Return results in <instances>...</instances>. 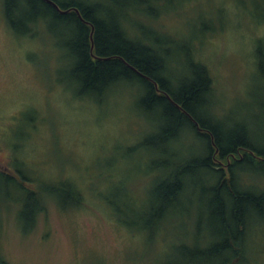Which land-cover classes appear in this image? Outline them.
<instances>
[{
  "label": "rangeland",
  "instance_id": "374dc122",
  "mask_svg": "<svg viewBox=\"0 0 264 264\" xmlns=\"http://www.w3.org/2000/svg\"><path fill=\"white\" fill-rule=\"evenodd\" d=\"M87 1L109 9L102 17L116 16L114 2ZM161 1L149 11H124L127 34L146 45L158 39L170 52L154 48L165 55L168 77L184 81L193 61L207 67L209 118L227 129L245 123L264 130V80L256 71L264 0ZM26 21L18 18L20 30L10 29L0 0V171L16 181L17 170L24 172L31 182L23 186L33 191L75 184L79 192L70 191L81 202L74 207L71 193L58 200L60 208L45 198V211L22 232L18 207L0 197V256L9 264H206L199 246L218 239L220 227L204 172L185 175L189 186L167 219L150 224L154 187L169 173L163 164L175 163L171 150L189 160L205 154V143L185 130L169 154L157 141L148 143L162 113L140 107L143 88L120 83L101 96L80 94L65 46L75 36L72 27L51 17ZM260 46L264 50V42ZM240 175L245 189L264 190L259 172ZM0 192L16 197L13 187ZM254 223L247 258L264 264V210L249 227Z\"/></svg>",
  "mask_w": 264,
  "mask_h": 264
},
{
  "label": "trees",
  "instance_id": "16d2710c",
  "mask_svg": "<svg viewBox=\"0 0 264 264\" xmlns=\"http://www.w3.org/2000/svg\"><path fill=\"white\" fill-rule=\"evenodd\" d=\"M52 1L61 10L70 11L61 15L42 0H3V13L8 27L16 32L20 30L18 18L28 19L26 22L33 24L50 17L71 26L75 36L70 37L65 46L75 62L72 72L80 85V94L101 96L108 87L120 83L134 84L144 91L140 94V107L148 111L158 109L162 113L161 124L154 123L160 128L146 141H157L158 146L168 154L172 151L170 156L174 157L170 160L175 163L163 164L169 173L158 180L154 187L156 204L150 224L167 219L189 186L185 175L192 170H201L208 180L206 189L212 198L211 205L215 207L213 215L220 232L218 239L199 246L198 256L206 264H254L247 256H252V230L257 226L254 223L249 227V224L251 217L254 218L264 210V190L257 186L256 192L245 189L240 174L254 169L261 174L258 180L264 179L263 128L253 126V129L245 123H236L227 129L220 122L209 118L205 106L212 80L207 67L200 61H193L194 64L190 65L191 74L184 81L168 77L170 70L165 72V58L160 56L164 54L159 55L156 51H166L162 45H156L158 39L154 42L149 39L152 43L146 45L142 39H133L127 34L124 29V11L135 10V14L141 10L149 11L147 8L155 7L154 2H158L157 6L161 5V0H110L117 10L116 16L109 15L108 18L106 15L101 16L102 13L110 12L109 9L106 11L103 3H89L91 1L87 0ZM73 8L94 27L93 55L107 60H96L91 56L90 27L79 20ZM261 42L264 40L257 42L256 71L264 80V50L260 46ZM164 53L170 54L167 51ZM155 84L161 92H157ZM182 130L192 133L205 143L206 152L203 156L181 160L176 149L175 153L173 149L170 151L173 144L181 140L184 134ZM17 173L21 176L18 181L0 171V191L1 187H13L16 193V197L12 198L14 201L8 199L7 192L5 195L0 192V197L10 206L18 207L16 221L22 232L30 231L37 214L45 211V198L57 200L56 204L62 208V202L58 200L62 201L64 195L71 193L76 198V191L79 192L73 182V186L68 183L58 187L39 185L33 191L29 186H23V182H31L29 177L20 170ZM70 188L76 191L71 192ZM80 202L77 197L74 207L79 206ZM0 264L9 263L0 256Z\"/></svg>",
  "mask_w": 264,
  "mask_h": 264
},
{
  "label": "water",
  "instance_id": "95a60500",
  "mask_svg": "<svg viewBox=\"0 0 264 264\" xmlns=\"http://www.w3.org/2000/svg\"><path fill=\"white\" fill-rule=\"evenodd\" d=\"M42 1L45 2L46 4L50 5L53 9H55V10H56L59 14H61V15L66 14V13H68V12L70 11V10H61V9L59 8V6H58L55 2H53L52 0H42ZM72 10L77 14V17L79 18V20H80L81 22H83L84 24H87V25L90 27V36H89V38H90V53H91V56H92L94 59H96V60H107L106 58H98V57H96L95 55H93L92 51H93L94 46H93L92 35H93V32H94V27H93L92 24H90V23L86 22L85 20H83V18L81 17V15H80V13H79V11H78L77 9H74V8H73ZM155 86H156V90H157V92H161V91L157 88V85H156V84H155ZM165 96L171 100V98H170L167 94H165ZM171 101H172V100H171ZM172 102H173V101H172Z\"/></svg>",
  "mask_w": 264,
  "mask_h": 264
}]
</instances>
